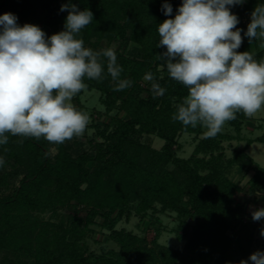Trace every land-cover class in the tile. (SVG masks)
Instances as JSON below:
<instances>
[{"label":"trees","instance_id":"16d2710c","mask_svg":"<svg viewBox=\"0 0 264 264\" xmlns=\"http://www.w3.org/2000/svg\"><path fill=\"white\" fill-rule=\"evenodd\" d=\"M5 2L10 4L20 26L25 23L37 25L46 36L64 30L68 12L60 9L62 4L67 3L75 4L81 11L87 8L93 13L92 23L82 29L84 33L108 18L121 28H128L129 38L135 41L138 52H142L144 58L141 61L130 58L118 60L117 63L123 69L119 79L133 82L138 71L147 73L149 71L146 69L150 68L155 80L147 81L148 84L158 83L165 93L154 97L153 91L146 89L147 94L140 96L130 86L115 94L116 82L107 73L106 58H102V77L98 80L87 79L85 83L105 96H111L114 91V98L106 100V104L114 105L115 99L119 98L120 108L127 117L112 116L113 128L108 129L106 125L100 130L103 138L96 141L92 150L73 157L66 145L56 144L58 154L52 158L51 143L44 138L37 140L8 134L9 142L0 145V156L4 157L5 163L13 161L18 167L22 166L24 175L11 194L0 196V249L5 251L0 264H165L162 263L163 259L165 261L164 256L168 257V264L177 263V250L148 248L142 244L144 239L139 236L114 228L115 223L131 211L143 216L155 202L162 204L163 208L176 210L179 217L190 216L195 219L193 230L197 248L194 253L199 254L198 262L201 264H209L205 263L206 259H210L213 264H233L234 260L228 261L229 258L237 259L232 248L237 250V255L248 253L254 238V226H251L250 231V226L244 228L240 236L235 230L244 213L242 203L231 205L232 196L239 190V183L229 175L234 168L252 171L250 186L264 188V167L246 152V147L253 141H264V132L245 139V146L234 147L232 155L226 157L222 141L244 138L242 130L248 117L242 112L236 114V119L228 121L233 132H219L214 137H208L200 125L185 127L172 119L176 105L182 102L188 90L172 80L163 62L157 59L158 54L166 51L157 47L158 25L165 19L174 18L183 0ZM165 2L172 5L171 16H165L162 11ZM262 3L264 0H245L241 5L229 7L232 13L241 14L252 12L257 4ZM122 14L125 18L121 25L115 22L114 17L121 18ZM247 26L248 23L242 22L236 26L242 30L243 37V43L237 51H249L255 59L262 60L264 47L260 46L261 40H254V48H251L244 36ZM83 35L79 38L84 40ZM130 65L131 76H126ZM183 133L194 134L196 138L188 157L179 156L175 148ZM141 134H155L164 143L161 148H154L140 140ZM21 140L23 142L18 143ZM169 163L172 168H167ZM2 176L5 177V171ZM84 183L85 186H82ZM104 184L107 186L102 191L100 187ZM63 197L66 203L73 201L74 205H78L86 202L91 205L88 221L101 214L112 229L111 238L120 245L119 250H111L110 256L93 257L80 254L74 243L62 249L56 242L49 249L45 244V223L39 226V221L30 219L28 211L43 205H55ZM135 243L142 246L131 247ZM199 251L204 253L200 255ZM241 256H245L244 253ZM32 257L33 261L29 260ZM192 259L195 260V256Z\"/></svg>","mask_w":264,"mask_h":264},{"label":"clouds","instance_id":"9594fccd","mask_svg":"<svg viewBox=\"0 0 264 264\" xmlns=\"http://www.w3.org/2000/svg\"><path fill=\"white\" fill-rule=\"evenodd\" d=\"M244 2L183 0L174 18L158 25L157 47L166 51L157 59L169 77L188 90L172 119L185 127L200 125L208 137L218 134L239 112L254 117L264 111V59L237 51L243 43L242 30L236 27L239 19L229 6ZM60 11L68 12L64 30L51 36L34 24L20 26L12 13L0 15V145L9 142L8 134L44 138L53 144L82 136L90 117L72 100L87 88L85 78L102 77V58L116 82L115 91L132 84L119 79L123 69L114 47L94 51L79 38L81 30L92 23L93 13L72 3L62 4ZM162 11L171 16L172 5L163 3ZM244 36L250 43L264 41V3L253 9ZM143 79L154 81L155 77L147 72ZM151 88L154 97L165 93L158 83L153 82ZM4 163L0 157V167ZM252 219H264V208L254 210ZM260 235L264 237V228ZM249 261L264 264V252L255 251L239 264Z\"/></svg>","mask_w":264,"mask_h":264},{"label":"rangeland","instance_id":"374dc122","mask_svg":"<svg viewBox=\"0 0 264 264\" xmlns=\"http://www.w3.org/2000/svg\"><path fill=\"white\" fill-rule=\"evenodd\" d=\"M114 8L115 6H113L112 9ZM4 13L13 14L10 4L6 3L5 0L0 3V15ZM251 13L252 12L245 11L241 14L236 13L235 15H237L239 22L249 24ZM114 18V20H116L115 22H119V24L122 25L125 16L122 14L121 18ZM83 33L84 31L81 30L79 36H82ZM129 33L130 31L128 28L123 29L116 25V23H113L112 19L108 18L107 21L97 23V26L93 27L88 33H84V45L94 51L114 47L117 61L122 58L141 61L144 58L143 54L142 52H138L137 44L132 38H129ZM261 43L264 42L261 41L260 46ZM253 44L254 41L250 43L251 48H254ZM131 67L132 65L128 66L126 76H131ZM146 70L150 72L151 69L148 68ZM139 75L142 77L140 78ZM144 75L145 71H138L134 78L135 80L131 84L134 92H139L140 96H145L147 94L146 89L152 90L151 85L143 79ZM86 80L87 78H85V81ZM114 85L116 86V84ZM112 92L111 96H105L100 90L87 87L73 98L72 103L76 108L89 115L90 123L82 136L74 137L63 143L67 146V151L71 156L76 157L83 151L92 150L96 141H100L103 138L100 134V130L105 128L106 125H108V129L113 128L110 119L112 116L117 115L120 118L127 117L125 111L120 108L121 100L119 98L115 99L114 105L108 106L106 104V100L108 101L114 98V93ZM119 93L120 91H116L115 94ZM202 128L207 131L204 127ZM220 132H233V128L226 122ZM262 132H264V111L257 113L254 117H248L243 126L242 136L244 138L242 140L224 139L222 141V150L225 156H231L234 147L245 146V139L260 135ZM140 138V140L149 143L154 148H161L164 143V140L155 134H141ZM195 143L196 138H194V134H181L178 138V146H175L177 154L182 157H188ZM246 152L264 167V141H253L247 147ZM57 154V145L51 143L50 156L55 158ZM21 167H18L17 164L15 165L13 161H9L5 163L4 166L0 167L1 197L11 194L18 186L20 179L24 175V171L21 170L23 167ZM167 168H172V164H167ZM4 171L5 177L2 176ZM251 174L252 171H243L234 168L229 175L234 181L239 183V190L232 196L233 202L231 205L235 206L236 204L242 203V210L244 213L242 215V221L236 225L235 230L240 236L244 228L246 229L250 226V228H248L250 231L251 226H254V238L252 239L251 245L248 243L251 248L248 253L243 252L245 256H241L243 253L237 255V250L232 248V253L237 259L229 258L228 261L234 260L233 264H239L241 260H248L249 256L255 251L259 250L264 252V237L260 235L261 229L264 228V219L260 221H254L252 219V212L254 210L264 208V188L250 186L249 179ZM82 186H85V183ZM106 186L107 185L104 184V186L100 187L101 190H105ZM258 192L261 193V195H257ZM153 205L152 208L146 210L143 216L131 211L129 215L119 219L115 223L114 228L139 236L144 239V243L142 242V244L146 245L148 248L158 247L162 251L177 250V263L175 262L174 264H201V262H198L199 254L194 253V249L197 248L194 241L195 232L193 230L195 219L190 216L179 217L176 210L169 207L163 208L164 206L159 202H155ZM91 208L92 206L86 202L79 203L78 205H74L73 201L66 203L63 197L55 205H43L37 208H30L28 214H30L31 220L35 219L39 221V226L42 227L43 223H45L47 230L45 234V244L49 249H52L56 242L61 245L62 249L74 243L77 245V249L82 255L93 257L97 255L110 256V251H118L120 245L111 238L112 229L108 227L101 214L95 215L92 221H88ZM234 236L238 237L236 235ZM246 242L245 246H247ZM133 245L137 247L142 246L140 243L139 245L135 243L131 244V247ZM214 250H216L215 246ZM199 253L201 255L204 251H199ZM4 255L5 251L0 249V260ZM193 256H195V260L192 259ZM164 258L165 261L163 259L162 263L168 264V257L164 256ZM29 260L33 261V257ZM204 261L205 263L208 262L209 264H213L210 259ZM228 264L232 263L228 262ZM249 264H251V261H249Z\"/></svg>","mask_w":264,"mask_h":264},{"label":"crops","instance_id":"0c3cea01","mask_svg":"<svg viewBox=\"0 0 264 264\" xmlns=\"http://www.w3.org/2000/svg\"><path fill=\"white\" fill-rule=\"evenodd\" d=\"M262 133H263V132H262ZM262 133H261V134H262ZM257 136H258V135H257ZM255 137H256V136H255ZM250 144H251V143H250ZM250 144H249V145H250ZM249 145H248V146H249ZM248 146H247V147H248ZM247 147H246V150H247ZM252 158H253V157H252ZM256 162H257V161H256Z\"/></svg>","mask_w":264,"mask_h":264}]
</instances>
